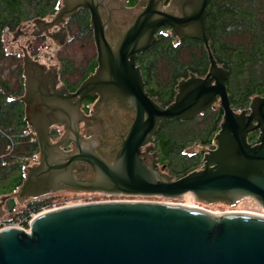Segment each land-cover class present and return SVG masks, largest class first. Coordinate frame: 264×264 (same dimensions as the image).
Segmentation results:
<instances>
[{"label":"water","instance_id":"1","mask_svg":"<svg viewBox=\"0 0 264 264\" xmlns=\"http://www.w3.org/2000/svg\"><path fill=\"white\" fill-rule=\"evenodd\" d=\"M125 1L62 0L51 20L33 19L40 29L35 34L62 25L51 35L63 44L66 18L88 9L98 66L72 92L65 85L57 87V70H48L24 48L20 100L38 140L39 158L26 167L18 190L0 198V218L12 196L25 201L63 189L224 202L250 211L264 208V95L254 96L249 108L232 107L229 71L209 43L208 0H138L135 9ZM116 10L130 17L122 30L115 22ZM163 26L174 38L200 39L210 61L205 75L192 72L179 80L173 101L165 106L145 89L136 62ZM94 94L100 96L98 102L118 100L135 112L113 153L97 148L103 143L100 136L85 139L79 131L80 121L88 122L81 105ZM214 104L223 109V119L214 136L216 146L201 150L202 167L174 178L158 165L157 152L152 162L145 161L161 121L189 120ZM55 124H63L66 131L54 142ZM251 132L258 133L255 142L249 139ZM67 141L75 145L70 150L61 146ZM201 147L195 144L186 152L191 155ZM0 264H264V215H216L158 201L70 205L38 214L28 231L1 230Z\"/></svg>","mask_w":264,"mask_h":264},{"label":"trees","instance_id":"2","mask_svg":"<svg viewBox=\"0 0 264 264\" xmlns=\"http://www.w3.org/2000/svg\"><path fill=\"white\" fill-rule=\"evenodd\" d=\"M61 1L0 0V197L18 190L26 167L39 157L38 140L25 121L24 102L20 100L24 93L22 57L8 49L6 36L28 20L56 13ZM207 10L211 50L229 71L227 87L231 105L236 110L249 108L254 96L264 95V0H208ZM69 26L72 38L66 45L81 42L91 49L82 63L70 56L63 59L64 77L73 79L76 86L96 65L89 10L80 9L70 19ZM139 59L146 89L164 106L173 101L179 80L192 72L205 75L210 65L208 50L200 39H178L163 30L157 33L152 45L139 53ZM222 119L223 109L214 104L189 120L161 121L155 142L161 163L167 165L169 174L178 178L198 169L202 154L190 155L186 149L197 143L213 144ZM8 135L15 143L13 154H7ZM256 135L257 132H251L250 141L254 142ZM57 198L52 193L27 200L14 217H29ZM10 205L11 211H15L16 200L12 199ZM24 224L28 226V221Z\"/></svg>","mask_w":264,"mask_h":264},{"label":"flooded vegetation","instance_id":"3","mask_svg":"<svg viewBox=\"0 0 264 264\" xmlns=\"http://www.w3.org/2000/svg\"><path fill=\"white\" fill-rule=\"evenodd\" d=\"M137 3H138V0L135 2H133V0H126L125 1L126 7H128V8L132 7L133 9H135L137 7ZM80 9H82V8H80ZM54 15H55V13L52 14L51 16L48 15V17L45 16L42 18H45L47 20H51L54 17ZM115 15L118 16V18L115 17V22H116V24H118L119 30H122L127 25V23L129 22L130 17H129V15H125L123 13H120L119 10H116ZM49 16H50V19H49ZM72 17L66 18V21L63 23V26H65L66 30H67L66 42L63 44L60 43L59 37H57V39H55L51 35V34L56 33V31H58L62 25H56V26L49 28L48 30H43L42 33L35 34V32L40 31V29L36 26V24L33 21H32V23H29V24H22L18 28V31L14 35L15 36L14 42L19 43V38L25 39L24 45H22V43L21 44L19 43L22 52L21 51L18 52V55H20L22 57V64H23L24 48H26L28 53L33 57V59L44 64L48 70H50L52 72L55 71V69L57 70V73H58V83L56 85L57 87L65 85L70 91L74 92L80 86V84L91 73H93L96 70V68L98 66L96 44H95V50H96L95 62H96V65L94 66L93 70L89 71L88 74L76 86L74 85L75 81L72 82L73 79L71 81H69L68 77H67L68 80L65 79V77H64L65 74H64L63 59L65 56H59L58 57L56 55V57H55L54 53L53 52L50 53L46 48V47H49V43L46 42L48 40H50L52 44H55L60 49L62 47L66 46V44L72 38V32H71L70 26H69V21ZM161 30H163L166 33H168V32L170 33V28L163 29V27H162ZM136 62H137V65L141 68L139 55H138ZM83 65L84 66L86 65L85 61H84ZM79 67H81V65ZM141 71L143 73L142 68H141ZM145 89H146V82H145ZM99 98H100V96L98 94H94V95L88 96L84 99V101L81 105V109L83 110L84 114L88 118V122H86L85 120H81L79 123V131H80V134H82V136L85 139L91 138L95 135L100 136L103 139V143L101 142L102 144L97 146V148H101V149L104 148L105 151L107 152V154L113 153L115 151L119 141H120V138L123 134V131L133 121V119L135 117V112L133 110H131L130 107H128V106H122L118 100L117 101H111V102H104V101L98 102ZM65 131H66V129H65L63 124L53 125L51 128L52 140L54 142L58 141L61 138V136L64 134ZM87 131H90L91 133H88ZM257 136H258V133L255 137V140H256ZM255 140H254V142H255ZM152 143L154 144V148H152L151 150H149L148 153L143 155V158L145 159L146 162H152L153 157H154L153 154L155 152H157V154L155 155V159H156L158 165L161 168L164 167V171L167 172V165L164 163H161L160 151L156 147L155 137H154V140L152 141ZM61 146L65 150H70L75 145L71 141H67V142L63 143ZM201 146L202 147L199 149L198 154L199 155L202 154V158H203V153L201 152V150H203V149L207 150L210 148H214L216 146V144L214 141L213 144L201 145ZM145 149H146V147L142 148V150H145ZM202 166H203V164L197 168H200ZM87 176L88 177L93 176V173H88ZM65 190H71V189L52 191L48 194H52V193L60 192V191H65ZM75 191H77V190H75ZM84 192H86V191H84ZM87 192H89V191H87ZM91 192H99V193H103L105 195H122V194H108V193H104L101 191H91ZM48 194H46V195H48ZM46 195H43V196H46ZM12 199L16 200L17 202L19 201L16 198V196H12L9 199H7L5 204H4V208H5L6 212H5L3 217H8V215H11V216L16 215V213H18L19 211L22 210L21 207L23 205H25L24 203L27 201V200L19 201L17 203L15 211H11L10 201ZM30 199H32V198H30ZM30 199H28V200H30ZM106 201H109V200H106ZM106 201H102V202H106ZM120 201H127V200H120Z\"/></svg>","mask_w":264,"mask_h":264},{"label":"rangeland","instance_id":"4","mask_svg":"<svg viewBox=\"0 0 264 264\" xmlns=\"http://www.w3.org/2000/svg\"><path fill=\"white\" fill-rule=\"evenodd\" d=\"M50 16H49V19H50ZM28 21H33V19L28 20ZM28 21L24 22L23 24H27ZM17 31H18V29L7 34L6 44H7L9 50L20 52L21 51L20 44L22 43V45H24L25 39L19 38L20 44L17 42H14V37H15L14 35ZM46 42L49 43V47H46L47 50L50 53L53 52L55 57H56V55L58 57L59 56H70L71 58H74V60H76L78 63L79 62L82 63L83 58L84 59L88 58V55L91 53V49L89 48V46L82 45L81 42H75V43H72L70 45H66L65 47H62L61 49L59 47H57L55 44H52L50 40H48ZM92 49L95 52V46L92 47ZM191 155H198V152L191 154ZM202 164H203V161L201 160V164H199V166H201ZM167 169H168V167H167ZM167 172H168V170H167ZM54 194H56V196H59V198H57L55 201L52 202V203L56 204L57 206L58 205H66V204L67 205L78 204V203L88 202L91 200L92 201H104V200L158 201V202H174V203H193V204L201 205L207 209L214 210V211L234 210V211H244V212H246V211L258 212V213L264 214V208L256 210V211H250V210H247L246 208L238 207L235 205H230V204H227L224 202H217V203L209 204V203H206L203 201H198V200L189 201L186 198L172 199V198H164V197H160V196L105 195L103 193L91 192V191H89V192H87V191L86 192H82V191H60V192H55ZM10 217L13 219H18L14 216L8 215V218H10ZM28 226H29V224H28Z\"/></svg>","mask_w":264,"mask_h":264},{"label":"built area","instance_id":"5","mask_svg":"<svg viewBox=\"0 0 264 264\" xmlns=\"http://www.w3.org/2000/svg\"><path fill=\"white\" fill-rule=\"evenodd\" d=\"M1 131V129H0ZM9 138H10V143L7 147V154H13L14 150H15V143H14V140L13 138L8 135ZM106 201V200H104ZM93 202H102V201H88V202H83V203H78V204H86V203H93ZM78 204H75V205H78ZM71 205H74V204H71ZM65 206H70V205H56L54 203H51V205H47V206H43L42 209L38 212H32L30 213V216L29 217H24V218H20V219H13V218H8V217H2L0 218V231L3 230V229H6V228H10V227H14V228H24L25 230H29V226H30V223L31 221L40 213L42 212H45L47 210H51V209H55V208H60V207H65ZM49 207V208H48ZM48 208V209H47ZM27 220L28 221V224L29 226H26L24 224V221Z\"/></svg>","mask_w":264,"mask_h":264},{"label":"bare ground","instance_id":"6","mask_svg":"<svg viewBox=\"0 0 264 264\" xmlns=\"http://www.w3.org/2000/svg\"><path fill=\"white\" fill-rule=\"evenodd\" d=\"M109 201H120V200H109ZM132 201V200H131ZM171 203H174V202H171ZM177 204H181V205H186V206H194V207H199V208H202V209H205L211 213H214L216 215L218 214H223V213H230V212H242V213H248V214H255V215H264L262 213H258V212H244V211H234V210H226V211H214V210H210V209H207L201 205H198V204H193V203H177ZM75 205V204H74ZM56 209V208H55Z\"/></svg>","mask_w":264,"mask_h":264},{"label":"crops","instance_id":"7","mask_svg":"<svg viewBox=\"0 0 264 264\" xmlns=\"http://www.w3.org/2000/svg\"><path fill=\"white\" fill-rule=\"evenodd\" d=\"M38 158H39V157H38ZM37 161H38V160H37ZM37 161H36V162H37ZM33 163H35V162H33ZM33 163H30V164H33ZM30 164H29V165H30ZM1 197H2V196H1ZM1 197H0V198H1ZM16 202H17V201H16ZM17 203H18V202H17Z\"/></svg>","mask_w":264,"mask_h":264}]
</instances>
